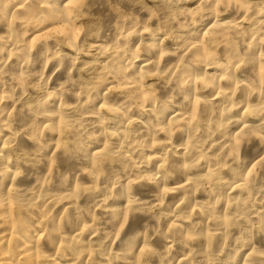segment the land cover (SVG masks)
<instances>
[{
	"label": "bare ground",
	"instance_id": "bare-ground-1",
	"mask_svg": "<svg viewBox=\"0 0 264 264\" xmlns=\"http://www.w3.org/2000/svg\"><path fill=\"white\" fill-rule=\"evenodd\" d=\"M142 1L0 0V264L264 250V0Z\"/></svg>",
	"mask_w": 264,
	"mask_h": 264
},
{
	"label": "clouds",
	"instance_id": "clouds-1",
	"mask_svg": "<svg viewBox=\"0 0 264 264\" xmlns=\"http://www.w3.org/2000/svg\"><path fill=\"white\" fill-rule=\"evenodd\" d=\"M217 5H219L220 3H223L224 0H216ZM193 23H195L193 21ZM165 91H167V89H165ZM176 96L175 95H169L168 97V102L172 103L173 101H175ZM234 158H235V162H239V146H237L236 152L234 153ZM185 168L190 167V165H184ZM252 227H257V225H252ZM249 231H251V229H249ZM251 240H245L243 234L241 235L240 238L234 240L233 244L234 247L239 248L241 245H246L248 243H250ZM252 264H264V250H258V251H254L250 257Z\"/></svg>",
	"mask_w": 264,
	"mask_h": 264
},
{
	"label": "rangeland",
	"instance_id": "rangeland-1",
	"mask_svg": "<svg viewBox=\"0 0 264 264\" xmlns=\"http://www.w3.org/2000/svg\"><path fill=\"white\" fill-rule=\"evenodd\" d=\"M156 1L154 0H149L147 1V5L144 4V2L142 1V4L144 7H146L147 9H149V11L151 12V14L154 16L155 13H156V4H155ZM141 3V1H140ZM93 21L90 23L89 27L92 28V33H94L96 30V28L98 27V22L95 18L92 19ZM87 27V25H83L80 29L83 30Z\"/></svg>",
	"mask_w": 264,
	"mask_h": 264
}]
</instances>
